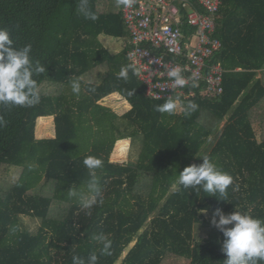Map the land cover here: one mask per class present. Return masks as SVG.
Segmentation results:
<instances>
[{
	"label": "trees",
	"instance_id": "16d2710c",
	"mask_svg": "<svg viewBox=\"0 0 264 264\" xmlns=\"http://www.w3.org/2000/svg\"><path fill=\"white\" fill-rule=\"evenodd\" d=\"M77 3L0 0V29L9 31L16 48L31 44L33 63L47 69L34 76L38 104H0V174L22 169L16 183L0 179V264H72L74 255L87 260L99 247L91 238L101 232L112 241L111 255L97 252V264H168L169 257L223 264L220 231L218 238H195L205 214L219 208L264 221V135L259 141L255 130L264 113L261 119L254 115L264 110V0H222L214 35L222 48L211 63L225 70L224 93L209 98L204 84L192 83L186 91L195 96L181 97V107L199 105L190 116L155 111L166 100L148 97L131 71L127 80L118 78L121 67L132 64L123 7L115 0H87L93 21L77 13ZM103 36L123 41L124 48L112 55ZM95 70L100 81L86 82ZM72 78L80 79L79 95L72 92ZM115 94L130 106L122 116L103 105ZM45 117L54 118L56 135L37 139L38 120ZM125 141L138 147L137 160L113 161L114 148ZM205 155L233 177L227 200L175 182ZM86 156L104 162L95 170L103 203L91 209L68 196L72 187L87 192ZM23 217L40 222L35 234L23 228Z\"/></svg>",
	"mask_w": 264,
	"mask_h": 264
},
{
	"label": "clouds",
	"instance_id": "9594fccd",
	"mask_svg": "<svg viewBox=\"0 0 264 264\" xmlns=\"http://www.w3.org/2000/svg\"><path fill=\"white\" fill-rule=\"evenodd\" d=\"M133 2L134 0H115L117 7L124 8L131 7ZM76 9L77 13L82 14L86 19L93 21L97 19V16L88 9L87 0H78ZM31 52V44L16 48L9 31L0 29V104L31 107L40 102V89L34 76L45 73L47 69L39 61L33 63ZM130 71L133 75H140L139 69L128 64L121 67L117 76L127 80ZM167 76L177 88H183L188 84V78L183 75L180 67L167 70ZM70 86L72 92L79 95L80 79L72 78ZM196 86L193 82L192 87ZM90 91L94 92L95 89L91 88ZM127 95L131 97L135 95V92L128 91ZM181 104L182 101L178 95H170L162 105L155 106V111L174 115L177 110H181L186 116H190L199 108L194 101L184 103L182 107ZM0 124H3L2 117H0ZM103 163V160L96 156H86L83 164L89 170L91 177L87 192H78L75 187L68 190V196L78 198L84 209H91L97 203H103L102 189L95 173L96 169L103 167ZM175 182L185 189H195L196 192L203 190L209 196L217 197L218 195L219 199L227 200V190L233 184V177L219 170L211 158L205 155L202 157L201 164L184 168ZM211 225L224 237L221 250L227 258L223 264H258L259 261H264V221L239 211L225 214L218 208L213 213ZM91 239L99 245L97 250L90 253L87 260L74 255L72 264H97L99 258L97 252L100 255H111L112 241L106 234L101 232L92 236Z\"/></svg>",
	"mask_w": 264,
	"mask_h": 264
},
{
	"label": "built area",
	"instance_id": "2783aa9c",
	"mask_svg": "<svg viewBox=\"0 0 264 264\" xmlns=\"http://www.w3.org/2000/svg\"><path fill=\"white\" fill-rule=\"evenodd\" d=\"M134 0L131 7L122 8L128 28L130 49L128 58L140 71L139 80L148 97L167 100L170 95L180 98L187 94L193 82L204 84L209 98L224 93L225 70L219 63H211L220 52L222 42L215 38L216 17L222 0ZM180 67L188 84L173 85L167 70Z\"/></svg>",
	"mask_w": 264,
	"mask_h": 264
},
{
	"label": "rangeland",
	"instance_id": "374dc122",
	"mask_svg": "<svg viewBox=\"0 0 264 264\" xmlns=\"http://www.w3.org/2000/svg\"><path fill=\"white\" fill-rule=\"evenodd\" d=\"M100 41L106 47L112 55L118 54L123 48L125 43L121 40H115L108 37H101ZM100 71L95 70L90 73L89 76L85 77L84 80L86 82H99L101 77ZM103 105L112 109L115 113L119 116L125 114L129 109V104L124 101L119 95H112L106 98L103 101ZM178 113H181V110H177ZM264 110H257L255 118L261 119L263 116ZM259 119V120H260ZM224 124H222L223 126ZM221 126V127H222ZM264 124L257 123L255 125V130L258 136V140L261 141L264 135L263 128ZM56 135L55 132V125H54V118L53 117H45L38 120L37 127H36V137L37 139H52ZM138 147L134 145L131 141L120 142L114 148V152L112 154V160L118 163H127V162H134L137 160L138 156ZM22 173V169L10 167L4 171V173L0 174V179L2 182L6 183H16ZM1 182V183H2ZM213 214H205V224L204 225H197L195 227V238L198 240H209L211 238H218L219 237V230L214 228L211 225ZM218 219V218H217ZM22 225L23 228L30 231L31 233H36L40 226V222L38 220H34L31 218H22ZM129 249L124 253L123 258L128 253ZM122 261V260H121ZM168 264H185L183 261L178 262V260L169 257L167 259ZM121 264V262H119Z\"/></svg>",
	"mask_w": 264,
	"mask_h": 264
},
{
	"label": "crops",
	"instance_id": "0c3cea01",
	"mask_svg": "<svg viewBox=\"0 0 264 264\" xmlns=\"http://www.w3.org/2000/svg\"><path fill=\"white\" fill-rule=\"evenodd\" d=\"M117 95V94H116ZM120 97V96H119Z\"/></svg>",
	"mask_w": 264,
	"mask_h": 264
}]
</instances>
